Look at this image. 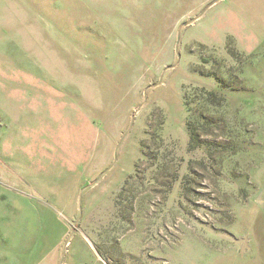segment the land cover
<instances>
[{
    "label": "rangeland",
    "instance_id": "374dc122",
    "mask_svg": "<svg viewBox=\"0 0 264 264\" xmlns=\"http://www.w3.org/2000/svg\"><path fill=\"white\" fill-rule=\"evenodd\" d=\"M32 158L79 184L68 250L230 264L264 174V0H0V172Z\"/></svg>",
    "mask_w": 264,
    "mask_h": 264
},
{
    "label": "crops",
    "instance_id": "0c3cea01",
    "mask_svg": "<svg viewBox=\"0 0 264 264\" xmlns=\"http://www.w3.org/2000/svg\"><path fill=\"white\" fill-rule=\"evenodd\" d=\"M23 158L26 160L16 158L15 164L27 163L28 157ZM32 161L33 175L19 171L12 162H7L12 165V172H0V264H104L88 237L81 233L77 237L84 251L68 250L69 219L81 201L72 171L49 175L44 172L43 161ZM257 177L252 209H247L236 222V236L228 256L230 264H264V174ZM39 178L59 185L47 187ZM74 232L77 231L73 229ZM221 259L216 264H222Z\"/></svg>",
    "mask_w": 264,
    "mask_h": 264
},
{
    "label": "water",
    "instance_id": "95a60500",
    "mask_svg": "<svg viewBox=\"0 0 264 264\" xmlns=\"http://www.w3.org/2000/svg\"><path fill=\"white\" fill-rule=\"evenodd\" d=\"M197 17H198V16H197ZM197 17H195V18H197ZM117 148H118V147H117ZM117 148H116V149H117ZM115 151H116V150H115ZM115 160H116V157H114V161H115Z\"/></svg>",
    "mask_w": 264,
    "mask_h": 264
}]
</instances>
